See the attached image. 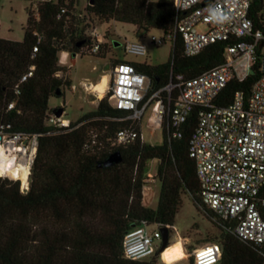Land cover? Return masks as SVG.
Masks as SVG:
<instances>
[{"label": "trees", "instance_id": "trees-1", "mask_svg": "<svg viewBox=\"0 0 264 264\" xmlns=\"http://www.w3.org/2000/svg\"><path fill=\"white\" fill-rule=\"evenodd\" d=\"M74 3L42 2L37 17L29 7L22 40L0 36V128L4 125V132L37 136L29 188L21 190L20 180L0 176V264H170L162 261L160 254L127 258L123 239L143 220L173 226L186 192L212 219V210L202 205L195 162L188 153L198 107L182 124L180 137H169L171 129L165 118L162 140L157 143L145 140L142 122L129 118L128 110L111 104L108 95L98 100L94 110L70 120L67 126L49 124L47 117L62 108L49 107L50 96L57 95L56 90L64 84L57 75L66 69L58 64L60 50L78 54L87 47L90 54L104 57L100 51L106 43L100 42L99 50L92 52L97 38L85 33L88 25L95 27V19L101 23H131L145 34L151 29L172 31L176 20L174 0H88L83 15L74 11ZM62 8L66 9L64 13ZM249 14L254 27L261 28L260 0H251ZM263 43L260 41L256 47L249 74L243 80L230 79L217 95L216 105L230 103L238 90L250 92L261 73ZM227 44L216 41L197 54L186 55L177 32L167 61L131 62L150 79L147 98L171 80L175 82L178 73L193 77L222 63ZM121 60L115 58L112 65ZM30 70L32 74L23 79ZM160 93L167 95L165 89ZM177 95L178 90H172L173 98ZM128 125L135 126L137 138L115 143L116 132ZM116 149L121 151L122 161L104 165L102 161ZM152 160H157L155 175L160 182L155 207L143 201ZM212 221L220 232L209 234L205 241L221 244L217 264H264L260 251L264 246L242 240ZM194 247H189V253ZM188 259L191 264L192 256Z\"/></svg>", "mask_w": 264, "mask_h": 264}, {"label": "built area", "instance_id": "built-area-1", "mask_svg": "<svg viewBox=\"0 0 264 264\" xmlns=\"http://www.w3.org/2000/svg\"><path fill=\"white\" fill-rule=\"evenodd\" d=\"M31 1L30 9L37 17L38 5L52 0ZM250 4L251 0H174V29L162 30V35L152 34L151 42L160 45L165 40L173 41L178 32L184 53L194 55L210 43L228 41L224 61L193 77L178 73L175 82L171 80L162 88L167 91L166 96L158 89L146 98L150 90L149 77L137 70L130 60L123 59L112 65V84L109 81L105 95L115 107L128 110V117L136 122L141 123L150 109L146 124L152 131L162 130L167 118L168 130L171 129L169 137L182 136V124L198 107L188 153L195 162L202 205L212 210V219L227 231L242 240L264 246V196L261 195L264 187V43L260 47L263 54L261 73L250 92L238 90L230 103L222 106L214 103L230 79L243 80L249 74L256 58V47L264 40V0H260L261 28L254 27L249 14ZM65 10L62 8L61 13ZM200 24L206 28L198 30ZM92 36L97 41L90 50L97 52L98 33L93 30ZM33 50H37L36 45ZM124 52L144 56L148 47L141 40L125 41ZM31 74L30 70L22 78ZM174 89L178 90L176 98L172 96ZM12 106L13 102H10L8 107ZM47 122L58 126L69 124V120L65 123V119L54 112L48 114ZM3 128L1 125L0 142L3 145L13 142L27 149L37 147L36 135L8 133ZM137 136L135 126L128 125L116 132L115 143H129ZM25 138H28L26 144L23 143ZM145 200L143 189L144 203ZM148 224L143 220L125 234L123 252L127 258L140 259L155 254L162 243L161 227L167 226L169 233L173 228L169 224H157L149 231ZM260 251L264 256V250ZM221 254V244L213 241L195 246L189 255L192 256L191 264H217Z\"/></svg>", "mask_w": 264, "mask_h": 264}, {"label": "rangeland", "instance_id": "rangeland-1", "mask_svg": "<svg viewBox=\"0 0 264 264\" xmlns=\"http://www.w3.org/2000/svg\"><path fill=\"white\" fill-rule=\"evenodd\" d=\"M88 0H75L74 11L80 15L86 12ZM32 6L31 0H0V36L14 40H22L24 29L28 19V9ZM95 27L88 25L85 33L92 36L93 30L98 33L99 41L106 43L100 53L104 57L90 54L88 48L82 49L81 53L73 55L68 50L58 52V64L66 67L60 70L57 75L64 80L61 86V94L51 95L49 107L62 106L60 116L68 123V119L75 121L83 114L94 110L101 97L95 92L88 90L86 84L97 82L103 73L110 74V69L115 58L124 60L147 61L151 64H159L168 60L171 55L172 41L165 40L160 45L151 42V35H162V30L151 29L146 34L139 30L134 24L111 20L101 23L99 19L94 20ZM198 30H204L205 25L200 24ZM141 40L147 44L148 52L144 56L127 54L124 52V42ZM114 41H120L115 45ZM108 65V68L106 66ZM70 81V84L67 83ZM112 80L110 81V85ZM105 95V94H104ZM112 104V101L109 100ZM150 109H147L142 118L143 138L152 143L162 140V130L152 131L147 126V117ZM33 138L31 139V141ZM28 154L32 151L27 149ZM157 160L151 161L149 178L145 187V203L155 207L158 202L160 182L156 177ZM22 188L21 190H25ZM149 197V199L147 198ZM182 202L176 213L173 228L169 233L171 243L161 252L162 261L170 264H190L188 258L190 246H200L206 243L205 239L209 234L218 235L220 229L213 223L212 219L202 209L198 208L191 195L186 192L182 194ZM156 224H148L147 229L153 231ZM185 247V248H184Z\"/></svg>", "mask_w": 264, "mask_h": 264}, {"label": "bare ground", "instance_id": "bare-ground-1", "mask_svg": "<svg viewBox=\"0 0 264 264\" xmlns=\"http://www.w3.org/2000/svg\"><path fill=\"white\" fill-rule=\"evenodd\" d=\"M110 76L103 73L97 82L88 84L91 92H95L98 97H104L108 88ZM36 147L32 148L30 154L26 147L18 146L13 142L3 145L0 142V176L21 181L22 188L28 187L29 175L32 166V159Z\"/></svg>", "mask_w": 264, "mask_h": 264}, {"label": "water", "instance_id": "water-1", "mask_svg": "<svg viewBox=\"0 0 264 264\" xmlns=\"http://www.w3.org/2000/svg\"><path fill=\"white\" fill-rule=\"evenodd\" d=\"M114 44L115 45H120V43L116 42V41H114ZM73 55H76V54L73 53ZM56 94L57 95L61 94V89L60 88H58L56 90ZM62 111H63V108H60V109H58L55 112V114L57 116H60ZM0 138H1V135H0ZM27 141H28V138H25L23 140V143L26 144ZM36 149H37V147H36ZM35 154H36V151L34 153V157H35ZM34 157L32 159V163L34 161ZM121 161H122V153H121V151L119 149H116V150H113L112 152H110L109 155L102 161V163L104 165L108 166V165H112L114 163H118V162H121ZM27 188H29V184H28ZM161 231H162V243H161L160 247L158 248V250L156 251V253H155L156 255L161 254V252L165 249V247L167 246V243L169 242V229H168V227L167 226L161 227Z\"/></svg>", "mask_w": 264, "mask_h": 264}, {"label": "crops", "instance_id": "crops-1", "mask_svg": "<svg viewBox=\"0 0 264 264\" xmlns=\"http://www.w3.org/2000/svg\"><path fill=\"white\" fill-rule=\"evenodd\" d=\"M130 61H137V60H130ZM138 62H140V61H138ZM106 68H108V65L106 66ZM102 75V74H101ZM109 76H110V74H108ZM109 81H110V79H109ZM69 120V119H68ZM70 121V120H69ZM142 135H143V130H142ZM144 137V136H143ZM185 248V247H184ZM185 258H188V256L186 255V257Z\"/></svg>", "mask_w": 264, "mask_h": 264}]
</instances>
